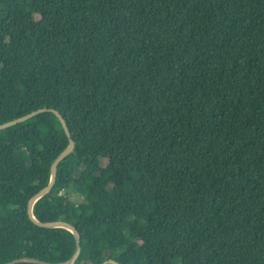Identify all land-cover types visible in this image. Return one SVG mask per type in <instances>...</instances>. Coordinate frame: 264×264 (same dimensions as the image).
Segmentation results:
<instances>
[{
    "label": "trees",
    "instance_id": "trees-1",
    "mask_svg": "<svg viewBox=\"0 0 264 264\" xmlns=\"http://www.w3.org/2000/svg\"><path fill=\"white\" fill-rule=\"evenodd\" d=\"M38 109L74 264H264V0H0V125ZM67 145L0 130V264L74 254L27 213Z\"/></svg>",
    "mask_w": 264,
    "mask_h": 264
},
{
    "label": "water",
    "instance_id": "water-1",
    "mask_svg": "<svg viewBox=\"0 0 264 264\" xmlns=\"http://www.w3.org/2000/svg\"><path fill=\"white\" fill-rule=\"evenodd\" d=\"M47 111L53 113L59 120L63 130H64V133L66 135V137L68 138V145L67 147L58 155V157L55 159V161L52 163L51 167H50V181L48 183V185L43 188L42 190H40L36 195H34L28 202V209H27V213H28V216L29 218L37 225V226H40V227H43V228H55V227H61V228H64L68 231H70L74 238H75V242H76V248H75V252L74 254L71 256V258L69 259L68 262L64 263V264H74V262L76 261V259L78 258L79 254H80V235L79 233L69 224L67 223H64V222H59V221H52V222H45V223H40V222H37L33 215H32V206L33 204L39 199L41 198L42 196H44L45 194H47L52 186L54 185L55 183V179H56V172H57V167L59 165V163L69 154L72 152L73 150V147H74V142L72 141L71 139V134H70V131L67 127V124L64 120V118L60 115L59 112L55 111V110H47V109H38L34 112H31L25 116H22L20 118H17L15 120H12V121H9V122H6L4 124H1L0 125V130H4L6 128H9V127H12L14 125H17L19 123H22L28 119H30L31 117L37 115V114H41V113H46ZM19 260H16V261H13L9 264H14L16 262H18ZM103 264H119L115 261H112V260H108L106 262H104Z\"/></svg>",
    "mask_w": 264,
    "mask_h": 264
},
{
    "label": "rangeland",
    "instance_id": "rangeland-1",
    "mask_svg": "<svg viewBox=\"0 0 264 264\" xmlns=\"http://www.w3.org/2000/svg\"><path fill=\"white\" fill-rule=\"evenodd\" d=\"M89 171L93 172L96 169V164H92L90 166H88L87 168ZM0 181H8V182H12V183H19L21 181V177L19 176H7V175H3L0 177ZM80 196H83L82 192L78 193Z\"/></svg>",
    "mask_w": 264,
    "mask_h": 264
}]
</instances>
